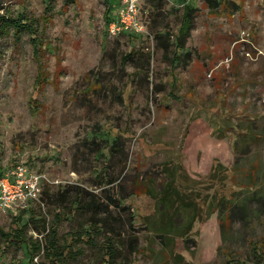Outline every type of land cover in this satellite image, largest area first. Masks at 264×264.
<instances>
[{
	"label": "rangeland",
	"instance_id": "374dc122",
	"mask_svg": "<svg viewBox=\"0 0 264 264\" xmlns=\"http://www.w3.org/2000/svg\"><path fill=\"white\" fill-rule=\"evenodd\" d=\"M136 1L130 35L107 32L123 0H0V175L46 177L0 228L40 242L60 211L61 246L98 219L63 264L101 263L107 236L119 264H264V0ZM34 255L0 236V264Z\"/></svg>",
	"mask_w": 264,
	"mask_h": 264
},
{
	"label": "trees",
	"instance_id": "16d2710c",
	"mask_svg": "<svg viewBox=\"0 0 264 264\" xmlns=\"http://www.w3.org/2000/svg\"><path fill=\"white\" fill-rule=\"evenodd\" d=\"M207 3H209V5H211L210 7H216L217 5H219L220 0H204ZM184 10H186L185 12V16L187 17V19H183V21L185 22L186 20H188V23L190 21L189 18L191 11L193 9V7L189 6V5H184ZM23 19V18H22ZM106 21L108 23L109 19H110V15L109 12H106ZM181 29H179L178 33L175 36V40H176V48L180 49L183 47V42L181 39V33H180ZM132 35V34H130ZM169 45L168 43V36H166V40L164 43V49H167V46ZM177 53V52H175ZM174 53V55L172 56L171 60H174V58H176L178 55H176ZM125 59V58H124ZM123 59V60H124ZM122 60V61H123ZM173 62V61H171ZM172 79H176V78H172ZM173 84V82H172ZM150 192V191H148ZM160 192H162L161 194L164 193L163 197L161 196V201L163 202V204L167 203L169 204V202L171 201L172 204V199L170 198L171 195H175L177 197V192L176 189L174 187L171 188V185L168 186V188L166 190L163 189V191L161 190ZM159 192V194H160ZM154 197L156 195V193H151ZM98 206V202L94 199H91L89 201H87L86 203H82L81 201L78 202L76 207H79L81 209H86V210H94V208H96ZM243 207V205H242ZM70 209V208H69ZM66 217V214L63 212H54L53 216H52V220L48 226V230L47 232L43 235L42 241H31L30 239L26 240L24 239L25 236V229L26 226L23 227V225L19 228H16V231L14 232H4L1 228H0V236L3 238H6L9 241H13L14 243H27L30 244L33 254L38 252L41 248L42 250H44V256L45 258L49 261V263H53V264H63V260L64 259V255H67L69 258L75 259L77 255L81 254L82 249L80 247L77 246L78 243H83L89 246H96L97 245V241L95 240V236H97V234L100 232V228L98 226V222H100L98 219L95 218H91L89 220L88 223V229H84L82 226V222L78 223V229L70 234V242H67V244H62L61 246H58V242H57V226L56 224L62 220L63 218ZM37 225V224H36ZM35 225V226H36ZM43 230H45V225L42 226ZM39 233H40V229H39ZM84 235H86V238H84ZM65 239V238H64ZM63 239V240H64ZM67 241V239H65ZM75 248H73L74 245ZM101 249V263H95V264H119L118 261H116V257L118 255V251H117V247L115 246V241L110 237L107 236L106 240L104 242V244H102L100 246ZM66 253V254H64ZM231 261L226 262V264H230ZM45 264V261L42 263ZM88 264H94V263H88Z\"/></svg>",
	"mask_w": 264,
	"mask_h": 264
},
{
	"label": "built area",
	"instance_id": "2783aa9c",
	"mask_svg": "<svg viewBox=\"0 0 264 264\" xmlns=\"http://www.w3.org/2000/svg\"><path fill=\"white\" fill-rule=\"evenodd\" d=\"M136 0H123L116 8L107 23L109 34H137L145 27L139 15ZM45 175L30 169L25 163L18 162L8 167L0 175V211L23 209L28 203L39 196ZM31 264H39L38 255L31 258Z\"/></svg>",
	"mask_w": 264,
	"mask_h": 264
}]
</instances>
